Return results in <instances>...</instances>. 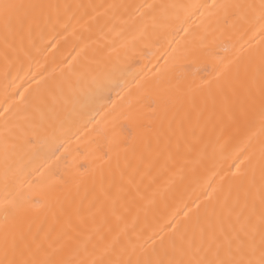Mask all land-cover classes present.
Wrapping results in <instances>:
<instances>
[{
	"label": "bare ground",
	"instance_id": "obj_1",
	"mask_svg": "<svg viewBox=\"0 0 264 264\" xmlns=\"http://www.w3.org/2000/svg\"><path fill=\"white\" fill-rule=\"evenodd\" d=\"M0 2V262L187 260L251 206L264 0Z\"/></svg>",
	"mask_w": 264,
	"mask_h": 264
},
{
	"label": "snow or ice",
	"instance_id": "obj_2",
	"mask_svg": "<svg viewBox=\"0 0 264 264\" xmlns=\"http://www.w3.org/2000/svg\"><path fill=\"white\" fill-rule=\"evenodd\" d=\"M20 7L22 6L0 2V15H3L6 24L10 22ZM250 195H252L250 189H246L243 206L239 205V199H237L236 204L228 209L227 229L223 221L220 222L218 230L209 224L207 234L204 229H201L198 243L194 238L188 241L186 252L189 258L187 260H169L167 264H264V175H262L261 186L249 207L248 197ZM256 197L259 199L260 206L258 215L256 214ZM233 215L234 222L232 221ZM10 264H15V262H10ZM43 264H54V262L44 261ZM144 264H165V261L148 260Z\"/></svg>",
	"mask_w": 264,
	"mask_h": 264
}]
</instances>
